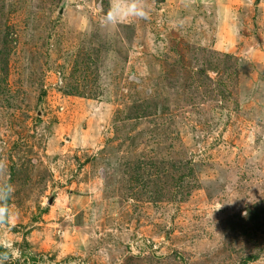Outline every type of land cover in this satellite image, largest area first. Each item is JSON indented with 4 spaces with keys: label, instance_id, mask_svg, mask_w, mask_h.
Listing matches in <instances>:
<instances>
[{
    "label": "rangeland",
    "instance_id": "rangeland-1",
    "mask_svg": "<svg viewBox=\"0 0 264 264\" xmlns=\"http://www.w3.org/2000/svg\"><path fill=\"white\" fill-rule=\"evenodd\" d=\"M0 0V264H264V0Z\"/></svg>",
    "mask_w": 264,
    "mask_h": 264
},
{
    "label": "clouds",
    "instance_id": "clouds-1",
    "mask_svg": "<svg viewBox=\"0 0 264 264\" xmlns=\"http://www.w3.org/2000/svg\"><path fill=\"white\" fill-rule=\"evenodd\" d=\"M121 15L147 19L149 12L145 9L142 0H123L122 3L113 4L107 15L103 18L102 24L115 25ZM12 191L13 187L11 185L0 187V223H8L12 218L7 204Z\"/></svg>",
    "mask_w": 264,
    "mask_h": 264
}]
</instances>
